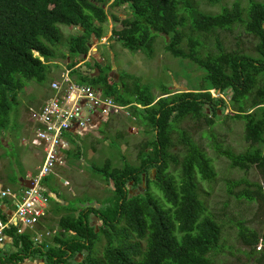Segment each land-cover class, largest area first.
<instances>
[{"label": "trees", "instance_id": "1", "mask_svg": "<svg viewBox=\"0 0 264 264\" xmlns=\"http://www.w3.org/2000/svg\"><path fill=\"white\" fill-rule=\"evenodd\" d=\"M202 1L213 4L219 0ZM198 3L0 0V130L8 128L17 95L27 82L51 79L50 60L64 57L79 82L101 88L104 95L128 105L129 116L152 132L140 145L135 163L126 160L114 166L105 158L102 164L91 166L109 184L110 193L98 206L87 205L79 211L67 206L63 213L58 210L57 232L40 244L33 242L30 231L18 233L8 228L6 239L11 248L0 247V264L30 256H41L44 264H212L208 254L221 234L217 219L229 205L231 193L264 200V2L249 0L245 17L239 0L216 13L199 8ZM109 16L113 22H121L120 27L111 28V34L123 47L151 55L160 34L165 50L202 69L203 82L191 90L163 85L156 95L134 74L124 72L116 81L107 72L109 64L102 67L96 60L95 74L74 67L83 60L92 40L105 35ZM236 23L256 38L254 53L228 48L219 39L218 30ZM59 24L77 28L64 37ZM207 34L215 35L212 42L202 37ZM212 89L221 95H213ZM219 111L223 118L243 121L248 145L235 152L220 147L216 136L212 145L231 166H256L262 182L245 176L229 179L226 190L230 194L214 213L200 196L196 179V174L207 182L214 179L211 158L185 130L179 134L184 149L173 151L172 132L178 121L187 117L203 118L211 124ZM74 153L80 154L79 150ZM48 175L41 179L45 185ZM138 185L142 191H130ZM237 185L243 186L235 190ZM91 214L97 223H92ZM4 215L0 200V216ZM239 237L254 250L260 235L252 227ZM259 256L264 261V253Z\"/></svg>", "mask_w": 264, "mask_h": 264}, {"label": "rangeland", "instance_id": "2", "mask_svg": "<svg viewBox=\"0 0 264 264\" xmlns=\"http://www.w3.org/2000/svg\"><path fill=\"white\" fill-rule=\"evenodd\" d=\"M198 1L199 8L216 13L234 0H219L213 4L202 0ZM261 1L264 2V0ZM180 2L181 0H178V5ZM239 2L243 7V17H245L249 0H239ZM120 26V21L113 22L109 16L107 26H105V31H107L105 35L92 40L87 53L82 55L86 58L85 61L76 63L74 67L78 66V69L96 72V68L94 69L96 60L102 67L109 64L111 68L107 72L114 76L116 81H120V74H124V72L134 74L136 77H140L141 84L149 85L151 92L156 95L161 92L160 87L163 85L171 89L191 90L199 87V84L203 82L202 69L198 68L191 60L174 56L165 50L160 34L156 36L153 52L151 55H147L143 51H132L123 47L120 40L111 34V28ZM59 28L65 37L68 33L76 31L77 27L59 24ZM187 28L189 29L188 24H186ZM217 35L228 48H240L254 53L256 38L247 33L239 23L232 25L231 28L218 30ZM202 37H207L206 40L209 39L212 42L215 35L207 34ZM62 42L65 43L64 40ZM79 63L81 65H78ZM89 63H91V67L88 66ZM50 64V76L60 74L61 71L68 68L64 57L61 59L54 57L50 60ZM49 80L45 81L49 82ZM32 82L34 80L27 82L28 87L18 93L11 112L10 124L8 128L0 130V173L4 174V179L12 186L18 184V176L25 174L27 170L37 171L35 165L40 163L37 156L33 154V149L26 147L21 138L24 127L23 119L27 115L24 112V106L34 101L35 97L32 95L35 88L32 90V87H29L33 85ZM46 82L35 83L39 86ZM119 84L121 83L119 82ZM212 94L220 93H216L212 89ZM127 110L130 112L128 108ZM223 117L224 115L219 111V115L214 117V122L211 124L206 123L203 118L196 120L187 117L178 121L176 129L172 132V139L176 142V145L172 147L173 151L181 152L184 149L179 141V134L185 130L211 158L216 171L214 179L207 182L201 179L198 174H196V179L199 182L200 196L208 209L214 213L222 208L221 202L227 198L228 193L230 194L227 191L230 187L229 179L245 176L249 180L262 182L261 174L256 166L251 165L247 169L231 166L227 158L212 145L214 136H216L215 140H218L220 147H227L235 152H241L248 145L244 138L243 121ZM3 136L8 140L7 145H4ZM66 137L73 152L62 165H59L58 168L55 167V171L44 179L46 185L59 198L67 202L63 204L54 196L50 197L48 203L53 214L58 210L61 213L65 212L67 206L68 208L74 207L79 211L87 205L98 206L104 202L105 196L110 193L108 181L103 179L102 174L93 172L91 166L102 164L105 158H109L114 166L123 164L126 160L129 163H135L140 145L145 139L152 137V132H146L144 125L136 118L125 114L122 109L120 112L112 113L99 126L94 125L91 130L85 133L72 134L69 132ZM77 150L80 152L79 155L74 153ZM152 175H154L153 169ZM63 179H67L68 183H64ZM242 186L237 185L234 189L240 190ZM142 190L141 185L130 187L131 192ZM231 194L233 196L229 199V205L222 209L224 212L217 219L221 226L219 240L208 256L212 264H242L241 262L260 264L258 261L253 262L252 260L256 254L264 253V249H251L249 245L243 243L239 236L242 231L252 227L259 233H264V201L255 197L248 199L246 195L236 196L233 192ZM94 218L97 223V218L95 216ZM46 223L47 228H58L56 218ZM262 242L264 245V239ZM6 245L8 246L9 243ZM255 247H258V244ZM261 264L264 263L261 262Z\"/></svg>", "mask_w": 264, "mask_h": 264}, {"label": "built area", "instance_id": "3", "mask_svg": "<svg viewBox=\"0 0 264 264\" xmlns=\"http://www.w3.org/2000/svg\"><path fill=\"white\" fill-rule=\"evenodd\" d=\"M67 68L60 79L50 81L52 94L36 108H30L29 115L36 124L33 133L25 138L27 143L40 146L43 153L37 171L32 174L33 185L18 189L5 186L0 196L11 200L9 214L0 216V243L7 237L6 230L13 227L16 232L30 231L36 244L42 243L58 229L40 227L41 218L47 213L49 195L42 177L54 171L59 162V146L66 130L81 131L92 120L94 113L105 117L120 112L129 115L128 105L117 103L111 96L90 84L72 81ZM68 183L67 179H63ZM41 228V229H40Z\"/></svg>", "mask_w": 264, "mask_h": 264}, {"label": "crops", "instance_id": "4", "mask_svg": "<svg viewBox=\"0 0 264 264\" xmlns=\"http://www.w3.org/2000/svg\"><path fill=\"white\" fill-rule=\"evenodd\" d=\"M107 30V29H106ZM72 32H74V31H72ZM105 32H107V31H105ZM85 57H83V60H81V62L82 61H85ZM80 62V63H81ZM78 64V65H81V64ZM96 68V69H95ZM94 69L96 70V72H93V71H91V70H88V69H83V70H81V71H83V72H86V71H90V73L91 74H95V73H97L98 72V68L97 67H94ZM71 70V69H70ZM94 70V71H95ZM64 71V70H63ZM63 71H61L60 72V74H57V75H54V76H51V79L49 80V82H46L44 85H39V86H37L38 84L37 83H35V82H32V84L33 85H30L29 87H32V90L35 88V90L32 92V95L33 96H35L34 97V101H31L27 106H24V108H25V111L24 112H26L27 113V115L24 117V127H23V135L21 136V138H22V142L24 143V144H26V147H28V148H32L33 149V154L35 155V156H37V158H38V160H39V162H41V159H42V153H43V151H42V149H41V147L40 146H36V145H33V144H30V143H27L26 141H25V138H27V137H29L30 135H32V133H33V128H34V126H35V124H36V122L32 119V118H30V115H29V110H30V108H36V107H38L40 104H42L47 98H49L50 97V95L52 94V89H51V87H50V81L51 80H53V79H60V77H61V75H62V73H63ZM69 75H70V77H71V79H72V81H74V82H77V83H81V84H90V83H86V82H79V80H77L78 78H77V76L75 75V74H72L70 71H69ZM116 80V79H115ZM26 87H28L27 85H26ZM37 88V89H36ZM95 88H97V87H95ZM99 90H101V88H99ZM102 92V91H101ZM111 114H109L108 116H105V117H102V116H100V114H98L97 112L96 113H94L93 114V116H92V120H91V122L84 128V129H82L81 131H76V130H66V131H64V133H63V139H62V142H61V144H60V146H59V162H56V165H55V167L56 168H58V166L59 165H62L68 158H69V155H70V153H72L73 151L71 150V147H69V141H68V138L66 137L67 136V133H72V134H80V133H85L86 131H89V130H91V128L95 125V126H99V124L101 123V122H103V121H106V119L110 116ZM93 122H94V124H93ZM92 126V127H91ZM66 135V136H65ZM3 138L5 139V143H4V145H7V143H8V140L3 136ZM40 163H38V164H36L35 165V168L37 169L38 168V165H39ZM57 170V169H56ZM55 171V170H54ZM36 172V170L34 171V170H27L26 171V173L25 174H21V175H19L18 176V184L17 185H15V186H12V185H9V183L7 182V180L6 179H4V174H2V173H0V188H2V187H5V186H9V187H11L12 186V188H15V189H18L19 188V185H21V183H20V178H22V177H26V178H31V176H32V174H34ZM43 184V183H42ZM44 186L46 187V189H47V193H48V195L50 196V197H52V196H54L55 198H56V200H58V201H60L61 203H63V204H65V203H67V202H65L62 198H59L58 197V195L53 191V190H51L48 186H46L45 184H44ZM0 200H1V207H2V209L4 210V212H5V215H7V214H9L10 213V211H11V209H12V204H11V200L8 198V197H1L0 196ZM45 216H48V218H47V220H45ZM57 216H58V213H54L53 214V212H52V210H51V207H50V205H49V203H48V206H47V213L41 218V220H40V223H39V225H40V227H45V226H47V221H50L52 218L54 219V218H57ZM91 217V219H92V223H95V218H94V216H90ZM46 223V224H45ZM41 229V228H40ZM56 229V228H55ZM54 229V230H55ZM58 229V228H57ZM55 232H57V231H55ZM257 233L260 235V238H259V241H258V243H261L262 244V246H261V248L260 249H257L256 247L254 248V250H262V249H264V248H262V247H264V245H263V242H262V239H264V233H259L258 231H257ZM51 237V236H50ZM49 238V237H48ZM7 240L8 239H5V241L4 242H2V243H0V247L1 248H5V249H10L11 248V246H10V243L9 242H7ZM6 243H9V245L7 246L6 245ZM257 243V244H258ZM256 246V245H255ZM2 253V251L0 250V254ZM259 254H256L255 256H254V260H252L253 262H256V261H258V263H260L261 264V262L262 263H264V261H260L259 260ZM251 261V262H252ZM250 262V263H251ZM242 264H244L245 262H241ZM8 264H44V261H43V259L41 258V256H38V257H28V258H26V259H24V260H13V262H10V263H8Z\"/></svg>", "mask_w": 264, "mask_h": 264}, {"label": "water", "instance_id": "5", "mask_svg": "<svg viewBox=\"0 0 264 264\" xmlns=\"http://www.w3.org/2000/svg\"><path fill=\"white\" fill-rule=\"evenodd\" d=\"M19 180H20L21 185H24V186H27V187H30V186L33 185V179L32 178L22 177Z\"/></svg>", "mask_w": 264, "mask_h": 264}, {"label": "clouds", "instance_id": "6", "mask_svg": "<svg viewBox=\"0 0 264 264\" xmlns=\"http://www.w3.org/2000/svg\"><path fill=\"white\" fill-rule=\"evenodd\" d=\"M261 246H262V244H261V243H258V247H256V248H257V249H260Z\"/></svg>", "mask_w": 264, "mask_h": 264}, {"label": "flooded vegetation", "instance_id": "7", "mask_svg": "<svg viewBox=\"0 0 264 264\" xmlns=\"http://www.w3.org/2000/svg\"><path fill=\"white\" fill-rule=\"evenodd\" d=\"M264 201V200H263ZM263 204H264V202H263Z\"/></svg>", "mask_w": 264, "mask_h": 264}]
</instances>
